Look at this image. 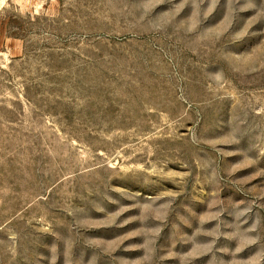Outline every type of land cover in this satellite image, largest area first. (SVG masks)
Instances as JSON below:
<instances>
[{"label": "rangeland", "instance_id": "1", "mask_svg": "<svg viewBox=\"0 0 264 264\" xmlns=\"http://www.w3.org/2000/svg\"><path fill=\"white\" fill-rule=\"evenodd\" d=\"M0 264H264V0H0Z\"/></svg>", "mask_w": 264, "mask_h": 264}]
</instances>
